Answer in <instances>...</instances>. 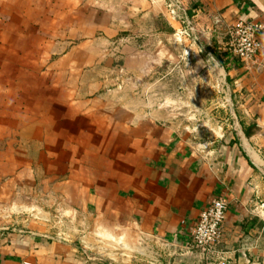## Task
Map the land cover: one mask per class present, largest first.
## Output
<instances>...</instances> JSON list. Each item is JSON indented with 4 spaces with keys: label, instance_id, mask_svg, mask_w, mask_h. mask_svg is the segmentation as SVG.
Listing matches in <instances>:
<instances>
[{
    "label": "crops",
    "instance_id": "0c3cea01",
    "mask_svg": "<svg viewBox=\"0 0 264 264\" xmlns=\"http://www.w3.org/2000/svg\"><path fill=\"white\" fill-rule=\"evenodd\" d=\"M251 20L264 0H0V264H217L193 235L216 197L211 257L264 264Z\"/></svg>",
    "mask_w": 264,
    "mask_h": 264
},
{
    "label": "built area",
    "instance_id": "2783aa9c",
    "mask_svg": "<svg viewBox=\"0 0 264 264\" xmlns=\"http://www.w3.org/2000/svg\"><path fill=\"white\" fill-rule=\"evenodd\" d=\"M166 9L171 15L176 11L170 4L166 3ZM264 30V23L261 21H239L230 30L231 51L239 56L249 69L253 67H264V42L260 35ZM228 211V202L224 197H216L204 208L199 216L194 229L195 246L200 250L207 261H217V264H228L225 254L214 253L215 246L222 240V226ZM155 255H158L157 253ZM155 264L154 259L149 260Z\"/></svg>",
    "mask_w": 264,
    "mask_h": 264
},
{
    "label": "rangeland",
    "instance_id": "374dc122",
    "mask_svg": "<svg viewBox=\"0 0 264 264\" xmlns=\"http://www.w3.org/2000/svg\"><path fill=\"white\" fill-rule=\"evenodd\" d=\"M2 209H5V210H2ZM8 209H6L5 207L4 208H1V212H0V216H5L6 219H8L9 217L12 219H14L15 217H17L18 215H20V213H12V212H9L7 211ZM26 215V214H25Z\"/></svg>",
    "mask_w": 264,
    "mask_h": 264
}]
</instances>
